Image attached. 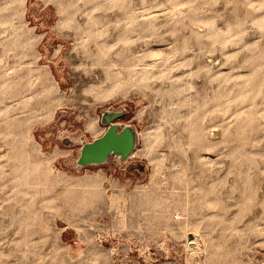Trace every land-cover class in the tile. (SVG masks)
<instances>
[{"label": "rangeland", "instance_id": "374dc122", "mask_svg": "<svg viewBox=\"0 0 264 264\" xmlns=\"http://www.w3.org/2000/svg\"><path fill=\"white\" fill-rule=\"evenodd\" d=\"M0 264H264V0H0Z\"/></svg>", "mask_w": 264, "mask_h": 264}, {"label": "water", "instance_id": "95a60500", "mask_svg": "<svg viewBox=\"0 0 264 264\" xmlns=\"http://www.w3.org/2000/svg\"><path fill=\"white\" fill-rule=\"evenodd\" d=\"M132 149V136L129 131L118 135L114 129H111L107 134L98 139L94 144L85 148L82 156L83 163L101 162L112 151L122 152L127 154Z\"/></svg>", "mask_w": 264, "mask_h": 264}, {"label": "bare ground", "instance_id": "6f19581e", "mask_svg": "<svg viewBox=\"0 0 264 264\" xmlns=\"http://www.w3.org/2000/svg\"><path fill=\"white\" fill-rule=\"evenodd\" d=\"M85 122V121H84ZM99 126V125H98ZM98 130V129H97ZM186 147V146H185ZM189 149V148H188ZM190 151V150H189ZM135 155V154H134Z\"/></svg>", "mask_w": 264, "mask_h": 264}]
</instances>
